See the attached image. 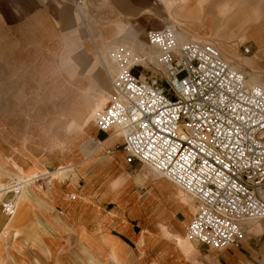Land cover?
<instances>
[{"label":"crops","instance_id":"0c3cea01","mask_svg":"<svg viewBox=\"0 0 264 264\" xmlns=\"http://www.w3.org/2000/svg\"><path fill=\"white\" fill-rule=\"evenodd\" d=\"M228 1L86 0L82 22L70 0H0V158L13 179L52 174L41 199L48 211L34 210L28 192L21 218L8 227L61 219L66 227L58 234L76 235L100 262H113V252L122 264H256L264 258V220L248 225L239 247L194 245L187 228L195 203L165 182V196L152 188L143 201L135 183L147 173L134 178L128 171L142 166L127 164L123 136L100 132L93 122L115 94L107 48L134 49L128 46L134 42L139 51L150 32L168 26L182 42L213 44L249 80L264 83V0L227 16ZM245 48L252 54L243 59ZM84 106L89 109L80 112ZM36 135L49 140L57 171L36 157L30 144ZM38 225L52 235L49 225Z\"/></svg>","mask_w":264,"mask_h":264},{"label":"built area","instance_id":"2783aa9c","mask_svg":"<svg viewBox=\"0 0 264 264\" xmlns=\"http://www.w3.org/2000/svg\"><path fill=\"white\" fill-rule=\"evenodd\" d=\"M70 2L86 22V0ZM146 47L108 50L115 94L93 122L123 136L127 164L155 170L192 198L194 245L239 247L248 225L264 220V84L249 85L217 47L182 42L172 26L150 32ZM23 189L17 180L5 187L8 216Z\"/></svg>","mask_w":264,"mask_h":264},{"label":"rangeland","instance_id":"374dc122","mask_svg":"<svg viewBox=\"0 0 264 264\" xmlns=\"http://www.w3.org/2000/svg\"><path fill=\"white\" fill-rule=\"evenodd\" d=\"M250 1L252 0H229L228 4H225L228 6L225 8L227 10L225 14L228 16L232 14V12L237 11L238 8H244ZM135 45L137 44L131 42L128 46H132L136 50ZM138 47L140 48V52H147L146 46L139 44ZM110 48L111 47L107 48V50ZM106 52L104 54H106ZM240 53L244 56L242 50H240ZM262 56L263 55H260V57ZM262 60V67H264V57H262ZM106 64L108 69L111 70L109 62ZM87 109H89V107L84 106L80 109V112ZM48 143L49 140H44L43 137L37 135L30 139L31 148L34 150L36 157L39 160L47 161L49 166H52L51 168L49 167V170L53 173L57 171L55 169L57 159H53L48 155ZM141 171L145 174L147 173V175L141 176L142 178L138 180V183H135V190L141 195L143 201L150 198L149 191L152 188H154L155 192L159 195L165 196L167 192L166 189H164L165 187H163L164 184H162L164 182L168 183L174 189H180L165 177L158 178L159 176L148 167L142 166L138 168V171L129 170L128 172L134 178H138L139 175H141L139 174ZM151 172L154 175L151 174ZM14 175L15 172L11 169L10 164H7L6 161L0 158V264H122V259L116 252H113V262L111 260L100 262L95 257L91 256L90 252L85 248L86 246L81 244L82 241L80 244L83 248L79 245L76 235L69 232L58 234L62 230H65L66 227L62 220L58 218L50 221L48 218L43 217V219H39L37 222H30L24 227L18 224L11 228L8 227L12 220L18 216L17 203L19 199L16 200L17 213H15V216L13 215L14 217L5 214L2 209V204L12 199V195L6 194L4 189L10 184L13 179L11 177ZM47 177H40L35 173L33 176H18L15 178L26 183L27 187L24 188V192L21 196L28 197L26 194L28 192L34 196V201L28 200L32 201L31 203L34 205V210H37L38 207V209H40L41 206L48 211V207H46L41 200L46 197L45 192L49 188L48 181L52 178V174ZM190 199L191 203L194 205V201L192 198ZM22 209L19 212L20 218ZM53 215H58V213L54 211ZM39 222H44L52 228L53 232L51 236L38 225Z\"/></svg>","mask_w":264,"mask_h":264},{"label":"bare ground","instance_id":"6f19581e","mask_svg":"<svg viewBox=\"0 0 264 264\" xmlns=\"http://www.w3.org/2000/svg\"><path fill=\"white\" fill-rule=\"evenodd\" d=\"M173 27V26H172ZM243 56V55H242ZM247 57H249V56H243V59H246ZM228 61V60H227ZM229 62V61H228ZM229 63H231V62H229ZM232 64V63H231ZM234 67H236V68H238V69H241V68H239L238 66H235L234 64H232ZM247 83L249 84V85H255V84H264V83H261V82H254L251 78H250V80H249V78H248V81H247ZM154 173H156L160 178H163V176L160 174V173H158V172H156L155 170H152ZM12 180H17L19 183H22L23 185H24V188L25 187H27L26 186V183H24L23 181H20V180H18V179H12ZM31 185V184H30ZM24 190V189H23ZM180 190V189H179ZM24 191H22V193H23ZM180 192L183 194V196L187 199V200H189L190 202H191V199L188 197V195H186L184 192H182L181 190H180ZM3 193H4V191H3ZM22 195V194H21ZM19 196L18 198H17V200L19 199V201H18V203H17V205H18V217L20 216V214H19V212L21 211V209H22V205L25 203V200H24V197L23 196ZM14 221H17V217L16 218H14L13 219ZM253 223V222H252Z\"/></svg>","mask_w":264,"mask_h":264}]
</instances>
